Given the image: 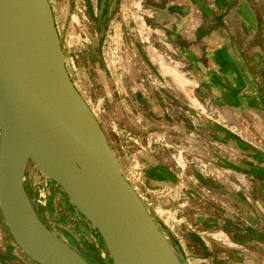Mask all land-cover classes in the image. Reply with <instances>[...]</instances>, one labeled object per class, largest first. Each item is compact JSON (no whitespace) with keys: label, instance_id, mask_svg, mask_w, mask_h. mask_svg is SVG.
Returning a JSON list of instances; mask_svg holds the SVG:
<instances>
[{"label":"crops","instance_id":"0c3cea01","mask_svg":"<svg viewBox=\"0 0 264 264\" xmlns=\"http://www.w3.org/2000/svg\"><path fill=\"white\" fill-rule=\"evenodd\" d=\"M57 1L74 86L107 138H121L123 175L185 263L264 264V110L247 107L264 99V0ZM166 97L189 111L187 132L163 126ZM213 124L251 144V158ZM12 246L2 238L0 257L22 264Z\"/></svg>","mask_w":264,"mask_h":264},{"label":"water","instance_id":"95a60500","mask_svg":"<svg viewBox=\"0 0 264 264\" xmlns=\"http://www.w3.org/2000/svg\"><path fill=\"white\" fill-rule=\"evenodd\" d=\"M188 59L208 88L207 67L191 54ZM247 107L264 110V99ZM213 128L251 158V144ZM30 165L61 189L73 216L98 234L110 264H186L123 175L74 86L49 0H0V212L13 256L26 264H93L38 217L26 191Z\"/></svg>","mask_w":264,"mask_h":264},{"label":"rangeland","instance_id":"374dc122","mask_svg":"<svg viewBox=\"0 0 264 264\" xmlns=\"http://www.w3.org/2000/svg\"><path fill=\"white\" fill-rule=\"evenodd\" d=\"M115 5L118 4L117 1L119 0H114ZM52 5L54 7L55 14L58 15L60 11H63L64 14L67 13V2H63L60 4V1L57 0H51ZM59 6V7H58ZM74 11V4L71 2V7L69 8V12ZM63 14V15H64ZM61 15L64 19V16ZM58 17V16H57ZM60 19V18H58ZM64 22L57 21V30L62 34L63 28H64ZM263 30L264 33V23L261 24L260 32ZM165 102V108L168 110V114L166 113V118H164L163 121V126L170 128V125L172 126L174 124H178L182 127V129L187 132L189 130V125H188V120L190 113L189 111L185 110L184 107L180 103H176L174 99H168L166 97ZM109 140L111 142V147L113 148V151L117 157L118 162H120L123 167L127 168L128 163L123 160L125 158V154L127 156L128 152H121V146L122 145V140L121 138L115 135H110ZM152 141V140H151ZM152 148L153 145H152ZM151 148V149H152ZM140 157H145V158H151L154 157V152H145L144 154H140ZM133 165V167H136V172L140 174V163L136 160L133 163H130V166ZM140 176V175H139ZM44 184H46V187L48 188L49 194H56L59 195L60 197V209L61 208H67L73 211L72 205L69 203L68 199L64 195V193L61 191V189L55 185L54 183L46 180L43 178L35 169L33 165H30L26 174V191L30 198L33 200L34 207L41 218V221L46 223L48 227L66 244H68L71 248L79 252L82 256H84L88 261H90L93 264H110V259L104 249V246L102 244L101 239L99 238L98 234L91 230L88 226V224L81 219L80 217H77V222L81 223V225L88 230L89 235L88 237H83L80 234L77 233V230H75L74 225L70 222L67 216L64 214L60 213L59 210H57L56 206L53 205V199L50 198L49 200L47 199V194L46 191L44 190ZM145 185V183H143ZM143 185V186H144ZM138 189L140 191H143V188H141L138 185ZM39 195L43 196L39 198ZM151 202H155L153 199H150ZM156 204L157 201H156ZM159 227L161 230L163 229V225L158 223ZM165 232V231H164ZM7 239L9 242L12 241L10 234L8 232V229L5 225L4 219L2 221V226L0 230V242L1 239ZM90 252V253H89ZM88 253L90 256L88 257Z\"/></svg>","mask_w":264,"mask_h":264},{"label":"flooded vegetation","instance_id":"af4514ba","mask_svg":"<svg viewBox=\"0 0 264 264\" xmlns=\"http://www.w3.org/2000/svg\"><path fill=\"white\" fill-rule=\"evenodd\" d=\"M120 1V0H119ZM119 1H117L118 3H119ZM115 2V1H114ZM47 195V199L49 200L50 198H52L53 199V205H55L57 208V210H59V212L60 213H62V214H64L65 216H67L68 217V219L70 220V222L72 223V225H74V227H75V230H77V233L78 234H80L81 236H83V237H88V234H87V232L85 233V232H83V229L81 228V227H83L82 225H81V223H79V222H77V217H74L73 216V211L72 210H70V209H67V208H61L60 209V197H59V195H56V194H49V193H46ZM29 196V195H28ZM29 198H30V196H29ZM39 198H41L40 197V195H39ZM43 198H45V197H43ZM30 201H31V203H32V205L34 206V203H33V200L30 198ZM35 208V207H34ZM36 210V209H35ZM36 213H37V211H36ZM37 215H38V213H37ZM38 217H39V215H38ZM40 218V217H39ZM40 220H41V218H40ZM43 222V221H42ZM43 224H44V222H43ZM46 227H48V225L45 223L44 224ZM49 228V227H48ZM85 228V227H84ZM50 229V228H49ZM87 229V228H86ZM51 230V229H50ZM87 230H89V229H87ZM52 231V230H51ZM53 232V231H52ZM54 233V232H53ZM55 234V233H54ZM56 235V234H55ZM57 236V235H56ZM58 237V236H57ZM64 243H66V242H64ZM68 245V244H67ZM69 246V245H68ZM13 259H16L15 257L13 258ZM18 261H20L22 264H26V263H24V261L22 262V259L20 260V259H17ZM9 260H8V258H2V257H0V264H8V263H6V262H8ZM9 264H14V262L13 263H9Z\"/></svg>","mask_w":264,"mask_h":264},{"label":"built area","instance_id":"2783aa9c","mask_svg":"<svg viewBox=\"0 0 264 264\" xmlns=\"http://www.w3.org/2000/svg\"><path fill=\"white\" fill-rule=\"evenodd\" d=\"M135 188V187H134ZM136 189V188H135ZM44 190L46 191V193H49V191H48V188L46 187V184H44ZM136 191L138 192V194H139V191H138V189H136ZM140 195V194H139ZM40 197H44V195L43 196H41L40 195ZM140 197H141V195H140ZM142 198V197H141ZM143 200V199H142Z\"/></svg>","mask_w":264,"mask_h":264},{"label":"trees","instance_id":"16d2710c","mask_svg":"<svg viewBox=\"0 0 264 264\" xmlns=\"http://www.w3.org/2000/svg\"><path fill=\"white\" fill-rule=\"evenodd\" d=\"M90 253V252H89ZM88 253V257L90 256V254Z\"/></svg>","mask_w":264,"mask_h":264},{"label":"bare ground","instance_id":"6f19581e","mask_svg":"<svg viewBox=\"0 0 264 264\" xmlns=\"http://www.w3.org/2000/svg\"><path fill=\"white\" fill-rule=\"evenodd\" d=\"M140 194V193H139Z\"/></svg>","mask_w":264,"mask_h":264}]
</instances>
